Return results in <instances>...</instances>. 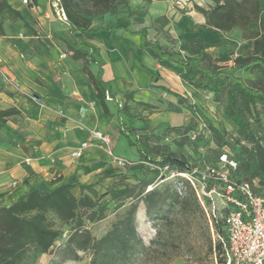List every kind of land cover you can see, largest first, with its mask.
<instances>
[{"label": "trees", "instance_id": "trees-1", "mask_svg": "<svg viewBox=\"0 0 264 264\" xmlns=\"http://www.w3.org/2000/svg\"><path fill=\"white\" fill-rule=\"evenodd\" d=\"M210 1L213 4L208 10L197 7L208 16L210 27L218 31L238 29L241 37L251 46L247 54L230 58L232 64L229 67L219 64L208 52V48L215 44L186 38L175 49L149 40L148 27L132 32L139 34L141 47L162 67L175 72L195 90L212 93L215 101L225 95L224 115L236 128L238 140L230 142L212 127V131L218 134L217 156L220 159L223 154L227 155L224 146L233 147L243 142L235 156L233 175L236 182H249L257 194L264 195L257 189L264 188V141L256 134L252 124L254 122L260 132L264 131V11L259 0ZM36 4L37 0H32V5ZM61 4L72 37L78 44V48L72 49V57L84 61L82 70L92 83L104 113H109L108 83L101 78V68L98 74L89 69L95 62L93 54L98 49L81 37L84 32L103 28H91L94 18L105 14L132 16L134 9L129 0H124V8L120 9L115 7V0H90V4L85 6L78 0H61ZM6 9L24 20L7 0H0V13ZM51 10L55 14L52 7ZM25 24L28 25L26 20ZM112 28L127 29L123 17H118ZM181 50L185 51L184 55ZM147 72L152 74L153 80L157 79L154 72L148 69ZM241 72L249 73L252 78H245ZM171 93L179 101H187L182 93ZM130 98L126 94L125 100L118 106L119 116H134L128 103ZM135 104L144 110L154 108L142 101ZM20 113L15 106L0 109V127L17 133L8 120ZM181 128L182 125L172 127L175 131ZM139 144L143 160L154 164L156 172L165 166L178 172L193 171L184 154L165 149L158 156L151 157L145 152L142 142ZM115 168L119 167L111 164L104 169L97 182L123 174ZM80 169L85 174L91 172L90 166L83 165ZM61 179L43 180L37 188H30L10 205L3 204L5 193L0 192V264H25L36 256L50 253L54 244L62 238L65 225L69 229L68 238L61 241L63 247L59 256L62 261L81 262L83 254H89L88 264H169L185 250H195L192 240L200 234L207 237V245L215 251L218 261L226 264L224 245L227 233L224 222L215 213L212 214V227L218 235L213 242L210 219L189 181H170L155 186L152 181L132 182L125 175H120L117 184L99 195L95 183L81 182L76 176L66 182H60ZM75 189L79 191L78 195ZM103 197L108 198L107 202L102 201ZM109 203L114 204L115 218L101 236H96L90 226L107 217L111 208ZM141 207L155 227V234L148 244L140 235L136 222ZM224 212L225 209L221 214Z\"/></svg>", "mask_w": 264, "mask_h": 264}, {"label": "crops", "instance_id": "crops-1", "mask_svg": "<svg viewBox=\"0 0 264 264\" xmlns=\"http://www.w3.org/2000/svg\"><path fill=\"white\" fill-rule=\"evenodd\" d=\"M7 1L24 18L7 9L0 13V63L6 70L0 74V109L15 106L21 111L8 120L17 133L0 127V192L5 193L3 204L10 205L30 188H37L43 180L62 177L60 182H66L76 176L85 183L84 177L93 173L94 167L98 169L102 160H109L99 156L80 162L71 156L72 150L89 136L92 128H88L82 118L88 110L96 112L97 98L86 74L88 91L78 82L75 71L82 70L84 61L72 57V49L78 48V44L72 37L69 24L53 14L50 0H37L36 5H32V0L27 4L23 0ZM259 1L264 11V0ZM129 4L134 9L132 16L105 14L96 17L91 28H103L84 32L81 37L98 49L93 54L95 62L89 69L94 73L101 68V78L109 87L107 101L114 99L117 106L122 104L126 94L131 97L128 101L131 111L136 102L142 101L154 107L160 104L163 111L171 114L181 113L173 110L171 105L182 103L167 93H149L148 101L138 98L135 91L141 86L135 77L136 61L130 62V48L124 54L119 43L122 38L128 42L130 39L120 31L108 29L120 16L127 28L137 21L139 28L148 27L149 40L170 48H178L186 38L200 39L215 44L216 48H230L231 42L248 50L251 48L250 43L241 37L240 30L233 29L238 36L233 38L230 36L233 30L218 31L210 27L208 16L197 8L208 10L213 4L210 0H129ZM214 47L208 48V52L216 60L221 51H213ZM63 54L66 56L61 57ZM68 57L74 63L67 62ZM114 63L116 70L110 72L108 66ZM155 67L162 68L157 60ZM6 74L23 78L20 84L24 90L16 91L13 83L8 84L4 80ZM121 78L130 80L133 88L119 84ZM178 78L185 86L183 95L187 97L198 92ZM109 81L114 82L117 91L112 90ZM149 89L152 90L151 87ZM27 92H32L34 97L31 98ZM95 114L98 121L100 115ZM98 125L93 126L94 129H99ZM89 147L103 149L96 144ZM83 165L90 166L91 172L85 174L80 169Z\"/></svg>", "mask_w": 264, "mask_h": 264}, {"label": "rangeland", "instance_id": "rangeland-1", "mask_svg": "<svg viewBox=\"0 0 264 264\" xmlns=\"http://www.w3.org/2000/svg\"><path fill=\"white\" fill-rule=\"evenodd\" d=\"M78 1L80 4H82V6L90 4V0ZM123 3L124 0H115V7L119 9L124 8ZM112 25H109L108 29L120 31L121 33L127 35L125 37H128L130 39L128 42V40L122 38L119 43L124 54H126L127 50H129L128 48H130L129 52L131 55H129L130 58H128L130 62L132 63L133 59H135L136 61L135 77L141 88H137L135 92L139 99L148 101L149 99L147 96L149 95V93L156 92H158L159 94L167 93L169 96H173L171 91L184 93L185 86H182V83L177 74L164 67H155L156 59L147 50L141 47V39L139 34L136 32H132L140 29L138 27L137 21L132 22V24L127 29L112 28ZM254 27H257V25H254ZM230 36H232L233 38L237 36L235 30L230 32ZM231 43L232 44H230V48L226 49V47L222 48L221 46L216 48L215 46V49L213 50L221 51L220 55L216 58V61L221 65H227V67L232 64L230 58H233L238 54L245 55L249 51L248 48H245L239 44L235 46L236 42ZM66 61L69 63H74V60L71 57H68ZM113 65L108 66V68H111L110 72H112V70L113 72L116 70V63H114ZM147 69L154 72L157 79L153 80L152 74L147 72ZM3 71L6 70H4V65L0 63V74H2ZM98 71L99 69H97L94 73L98 74ZM75 72L77 73L76 75L79 84L83 85L86 91H88V87L86 85L88 83V79L86 78L83 70H78ZM107 74H109V72H107ZM241 74L247 79L252 78V76L247 72H241ZM6 75L8 77V80H6V82H8V84L13 83L15 85L16 91L24 90L20 84V82H23V78H15L9 74ZM146 76L147 79L144 78ZM109 82L112 86V90L117 91L114 82ZM119 84H123L127 88H133L132 86H134L133 83L127 78H121ZM149 87H151L152 90H150ZM27 94L31 98L34 97L32 92H27ZM163 97L166 98L164 95ZM89 99L90 98L88 97L87 100ZM95 104L96 106L94 109L100 115L98 118L99 120L97 121L95 114L96 112H93L94 110H88L82 118V122H84V124L88 128L92 129L95 128L93 126L99 124V129L107 131L110 135L112 148L115 150L116 154L126 157L127 159L132 161L131 165H128L124 168H115L117 171L123 172V174H118L117 178H104L100 182H97L98 179H101L100 176L104 173V169L111 166V163L107 162V160L101 161L102 163H100V168H98L100 170H98L97 167H94L92 169L93 173L84 177L85 183L96 184L99 195L100 193H104L106 190H109L112 186L117 184L120 175H125L132 182L152 181L155 186L163 185L170 181H189L180 174L173 175L171 173L172 171L175 173L178 172L175 169L169 168L167 170H158V172H156L155 169L157 168H155L154 164L143 160L140 151L138 150V147H140V142H142V147H145V152H147V154L151 157L158 156V154L165 149L175 150L179 154H184L188 158L192 169L197 171L196 174L199 175V171L205 172L208 168L213 167L218 171L227 174L231 180L236 181V178L233 175L234 167L227 162H222L217 156L216 149L218 134L212 131V127L216 128L218 133L223 135V137L230 142L236 141V139L238 140V133L236 131V128L232 123L227 121L224 115V94L221 96V99L219 101H215L212 93L206 91H198L196 94L192 93V95H188L186 102L178 103L177 105L170 104L173 110L181 112L182 114H171L165 112L161 108L160 104L158 106H155V109L150 110L141 109L137 106V104H134V116H132V118L125 114L119 116L118 106L116 100L114 99L107 101L109 113H104L98 99H96ZM170 105L168 106L169 108ZM144 112L145 114H143ZM62 113L63 111L60 114ZM252 124L255 127L256 134L259 135L264 141V131L260 132L259 127L254 122H252ZM175 125H182L181 130H173L172 127ZM130 128L133 130H130ZM134 143H136V145ZM242 143H237L233 147L224 146V149L227 151V160L229 162L232 161L233 163H235V156L240 152V146L242 145ZM99 156H103L105 158H108L109 160V157L103 149L97 150V147H88L83 151V156L79 158L78 161L84 162L88 159L97 157L99 158ZM189 183L191 184L190 181ZM208 185H210L209 182H206L204 185L205 188L202 189L203 185L196 182V188L198 190V193L200 194L201 200L206 206L207 211L211 215L212 213H215L218 217H220L221 213L223 212L222 199L214 192L208 194V191L212 188L213 183L210 186ZM152 186L153 185L149 186L148 189ZM208 187L210 188L208 189ZM180 189L182 188L180 187ZM257 189L260 193H264V188L257 187ZM203 191H205L207 194H204ZM220 191L222 192V190ZM74 192L76 195L79 194V191L77 189H75ZM101 199L103 202H107L108 200L107 197H103ZM109 204L111 208L107 213V217L90 226L91 232L96 236H101L109 228L111 222L115 218V211L113 209L114 204ZM136 222L140 235L142 236L146 244H148L155 234V227L152 224L151 220L145 216L142 207L137 213ZM210 226L211 237L212 241L214 242L218 239V235L215 233L211 222ZM68 229L69 226H63L62 235L67 232ZM207 242V237L205 235L199 234L195 239L192 240V243L196 245L195 250H185L182 255L175 258L169 264H221L218 261V257L216 256L215 251H211L209 249ZM62 247L63 244L57 245L55 243L50 253L36 256L35 258L30 259L25 264L89 263V254H83V259L81 262L62 261L61 257L59 256V251Z\"/></svg>", "mask_w": 264, "mask_h": 264}, {"label": "built area", "instance_id": "built-area-1", "mask_svg": "<svg viewBox=\"0 0 264 264\" xmlns=\"http://www.w3.org/2000/svg\"><path fill=\"white\" fill-rule=\"evenodd\" d=\"M23 2L27 4L29 0H23ZM179 3L180 1H177V4ZM50 4L58 18L62 21H67L61 0H50ZM182 54L184 55L185 52L182 51ZM65 56L66 54L61 55V57ZM4 80H8L7 75L4 76ZM92 144L100 145L103 148L109 157V163L112 165L124 168L132 164V161L126 157L116 154L112 148L110 135L99 129H91L88 138L72 150L71 156L79 159L82 157L83 151ZM220 159L222 162H227L234 168L236 167V163L227 160L226 154H223ZM169 168V166H165L161 170ZM196 172L193 170L191 172L177 173L172 171L171 173L173 175L180 174L191 182L209 219L212 215L207 211L200 198L196 182L203 185L202 189L205 188L204 185L207 181L213 183L208 194L214 192L220 196L223 203L222 208L225 209L224 214H221L220 218L224 222L227 233L224 245L226 264H264V195L257 194L249 182L233 181L227 174L213 167L208 168L205 172L199 171V175ZM203 193L207 194L205 191ZM212 214L214 215V213ZM67 238L68 234L65 232L56 244L60 245L61 241Z\"/></svg>", "mask_w": 264, "mask_h": 264}]
</instances>
